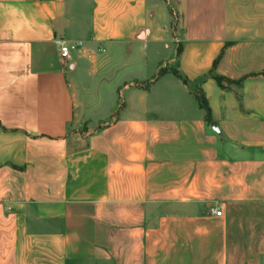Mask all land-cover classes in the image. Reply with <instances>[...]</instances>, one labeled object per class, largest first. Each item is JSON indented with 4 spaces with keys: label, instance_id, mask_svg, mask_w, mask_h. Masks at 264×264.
<instances>
[{
    "label": "crops",
    "instance_id": "crops-1",
    "mask_svg": "<svg viewBox=\"0 0 264 264\" xmlns=\"http://www.w3.org/2000/svg\"><path fill=\"white\" fill-rule=\"evenodd\" d=\"M0 264H264V0H0Z\"/></svg>",
    "mask_w": 264,
    "mask_h": 264
},
{
    "label": "trees",
    "instance_id": "trees-1",
    "mask_svg": "<svg viewBox=\"0 0 264 264\" xmlns=\"http://www.w3.org/2000/svg\"><path fill=\"white\" fill-rule=\"evenodd\" d=\"M177 54H178V51H177ZM163 73L164 72L161 70L159 72L158 76L162 75ZM173 73H174V75H176L178 78L181 79V76L176 71H174ZM213 79L216 82V84L218 85V87L221 89L226 88L223 86V82H226V84H229V85H235V86L240 85V83H238V82L233 83V82H229V81H224L222 78L217 77V76L213 77ZM194 96H195V99H196L199 107L205 112V119L209 123L210 122V110H209V107L207 105L205 97L203 96V94L200 91H195Z\"/></svg>",
    "mask_w": 264,
    "mask_h": 264
},
{
    "label": "built area",
    "instance_id": "built-area-1",
    "mask_svg": "<svg viewBox=\"0 0 264 264\" xmlns=\"http://www.w3.org/2000/svg\"><path fill=\"white\" fill-rule=\"evenodd\" d=\"M59 51H60V55H61L62 58H65V59L68 58L69 50H68V48L66 46H63V45L60 46V50ZM209 212L211 214L215 215V216H220V214H221L219 209H218V207H216V206L210 207L209 208Z\"/></svg>",
    "mask_w": 264,
    "mask_h": 264
}]
</instances>
